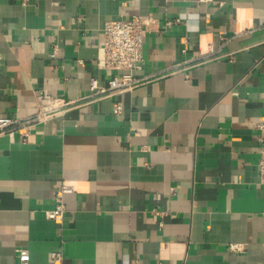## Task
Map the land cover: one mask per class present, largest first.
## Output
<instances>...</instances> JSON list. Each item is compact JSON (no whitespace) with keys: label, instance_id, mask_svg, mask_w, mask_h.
<instances>
[{"label":"crops","instance_id":"0c3cea01","mask_svg":"<svg viewBox=\"0 0 264 264\" xmlns=\"http://www.w3.org/2000/svg\"><path fill=\"white\" fill-rule=\"evenodd\" d=\"M134 15L145 81L89 99L105 22ZM41 93L74 104L0 135V264H264V0H0V115Z\"/></svg>","mask_w":264,"mask_h":264},{"label":"built area","instance_id":"2783aa9c","mask_svg":"<svg viewBox=\"0 0 264 264\" xmlns=\"http://www.w3.org/2000/svg\"><path fill=\"white\" fill-rule=\"evenodd\" d=\"M155 22L152 18H144L137 15L129 18L111 19L103 26L104 53L100 67L110 72L105 82L98 78L91 79L89 99L110 98L122 92L134 89L145 80L138 79L133 71L141 67L144 56V39L148 30L152 29ZM37 112L29 118H14L0 115V135L17 133L24 141L32 137V127L36 123L46 122L49 119L63 114L73 101H66L58 97L41 93L37 95ZM122 109L120 102L114 104V113ZM264 127V123L260 124ZM259 176L264 184V149L261 151L259 161ZM70 185L62 183L56 194V206L46 211V217L54 221L61 220L66 211L65 195L72 191ZM246 246L240 243H231L229 249L232 252L244 251ZM19 264H28L30 254L27 249L18 250ZM58 252L53 253V258L59 259Z\"/></svg>","mask_w":264,"mask_h":264}]
</instances>
